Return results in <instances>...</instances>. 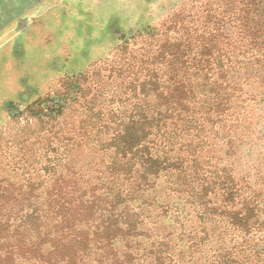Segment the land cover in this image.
Returning <instances> with one entry per match:
<instances>
[{"label": "trees", "instance_id": "1", "mask_svg": "<svg viewBox=\"0 0 264 264\" xmlns=\"http://www.w3.org/2000/svg\"><path fill=\"white\" fill-rule=\"evenodd\" d=\"M139 38L38 99V168L2 170L0 264H264V0Z\"/></svg>", "mask_w": 264, "mask_h": 264}, {"label": "rangeland", "instance_id": "2", "mask_svg": "<svg viewBox=\"0 0 264 264\" xmlns=\"http://www.w3.org/2000/svg\"><path fill=\"white\" fill-rule=\"evenodd\" d=\"M214 1L0 0V185L9 180L3 169H16L14 181L26 184V167L38 168V123H47L38 120V99L125 41L124 57L134 55L147 26L172 16L194 23Z\"/></svg>", "mask_w": 264, "mask_h": 264}]
</instances>
